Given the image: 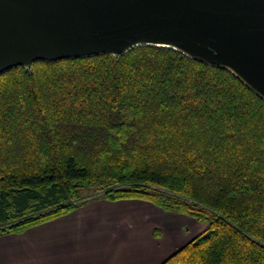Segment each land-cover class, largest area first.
Masks as SVG:
<instances>
[{"label":"trees","instance_id":"1","mask_svg":"<svg viewBox=\"0 0 264 264\" xmlns=\"http://www.w3.org/2000/svg\"><path fill=\"white\" fill-rule=\"evenodd\" d=\"M84 188L204 225L161 264H264V100L150 45L2 72L0 235L80 208Z\"/></svg>","mask_w":264,"mask_h":264},{"label":"water","instance_id":"2","mask_svg":"<svg viewBox=\"0 0 264 264\" xmlns=\"http://www.w3.org/2000/svg\"><path fill=\"white\" fill-rule=\"evenodd\" d=\"M144 45L224 67L264 100V0H0V74Z\"/></svg>","mask_w":264,"mask_h":264},{"label":"crops","instance_id":"3","mask_svg":"<svg viewBox=\"0 0 264 264\" xmlns=\"http://www.w3.org/2000/svg\"><path fill=\"white\" fill-rule=\"evenodd\" d=\"M188 224L197 232L204 227L145 201H92L22 233L0 235V264H161L172 254L174 236L176 247L189 240L182 233Z\"/></svg>","mask_w":264,"mask_h":264},{"label":"rangeland","instance_id":"4","mask_svg":"<svg viewBox=\"0 0 264 264\" xmlns=\"http://www.w3.org/2000/svg\"><path fill=\"white\" fill-rule=\"evenodd\" d=\"M81 193H82V196H83V201L85 202V204L84 205H86L87 203H89V202H92V201H97V200H105V199H103L100 195L101 194H99L96 190H94V189H91V188H84L82 191H81ZM109 201V200H108ZM120 201V200H119ZM83 205V206H84ZM82 207V206H81ZM109 207H107V206H105V208H103V210L105 211H111V209H108ZM102 209V208H101ZM101 209H100V207H97L96 208V210L97 211H99V212H103V211H101ZM195 226V225H194ZM194 226L193 225H191V224H188V229L189 230H187V231H184V232H182V233H184V238H183V240H188V239H191L194 235H195V233L197 232V230L198 229H195L194 228ZM201 230V229H200ZM175 238H176V236H174L173 237V239H174V241H173V249H171V250H173L172 251V253L173 252H175L176 251V249L179 247H176L177 246V240H175ZM186 242V241H185ZM185 242H183L182 244H184ZM175 248V249H174ZM167 250H169V249H167ZM160 253H161V251H160ZM168 254H170V253H168ZM169 256V255H168Z\"/></svg>","mask_w":264,"mask_h":264}]
</instances>
